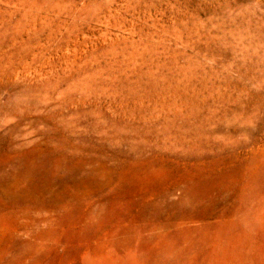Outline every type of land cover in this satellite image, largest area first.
<instances>
[{
	"label": "rangeland",
	"instance_id": "1",
	"mask_svg": "<svg viewBox=\"0 0 264 264\" xmlns=\"http://www.w3.org/2000/svg\"><path fill=\"white\" fill-rule=\"evenodd\" d=\"M0 264H264V0H0Z\"/></svg>",
	"mask_w": 264,
	"mask_h": 264
}]
</instances>
